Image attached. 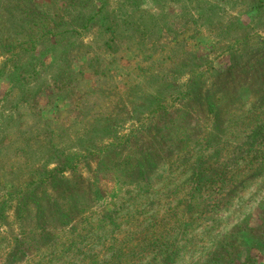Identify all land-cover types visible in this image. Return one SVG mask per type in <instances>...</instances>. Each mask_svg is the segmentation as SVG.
<instances>
[{
	"label": "rangeland",
	"instance_id": "374dc122",
	"mask_svg": "<svg viewBox=\"0 0 264 264\" xmlns=\"http://www.w3.org/2000/svg\"><path fill=\"white\" fill-rule=\"evenodd\" d=\"M0 69V264H264V0H0Z\"/></svg>",
	"mask_w": 264,
	"mask_h": 264
},
{
	"label": "trees",
	"instance_id": "16d2710c",
	"mask_svg": "<svg viewBox=\"0 0 264 264\" xmlns=\"http://www.w3.org/2000/svg\"><path fill=\"white\" fill-rule=\"evenodd\" d=\"M12 57H15V55L10 56V58H12ZM3 66H5V65L3 64ZM3 66H2V67H3ZM2 67H1V68H2ZM1 74H2V71H1V69H0V75H1Z\"/></svg>",
	"mask_w": 264,
	"mask_h": 264
}]
</instances>
